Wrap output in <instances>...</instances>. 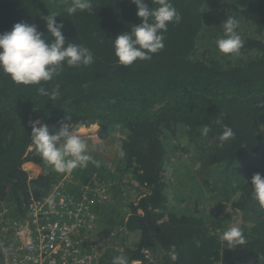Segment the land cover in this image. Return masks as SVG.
<instances>
[{
    "label": "trees",
    "instance_id": "1",
    "mask_svg": "<svg viewBox=\"0 0 264 264\" xmlns=\"http://www.w3.org/2000/svg\"><path fill=\"white\" fill-rule=\"evenodd\" d=\"M72 2L0 0V34L24 22L51 39L42 17L55 13L66 44L83 45L94 55L91 65L64 64L40 85L15 83L0 70V209L21 217L23 204L32 196L47 197L63 174L41 157L30 122L41 121L50 134L62 123L70 130L98 124L97 137L116 141V154L106 158L99 148L87 151L99 167L90 162L75 170L83 181L109 185L112 200L99 210L100 225L121 227L127 235L120 233L124 250L109 251L101 264H112L120 254L129 264H173L171 251L178 253L175 264H235L236 257L242 264H264V206L251 186L254 174L264 177V0H171L181 22L169 24L164 48L151 60L131 66L118 63L113 40L141 23L136 5L92 0L91 12L68 15ZM145 3L159 6L158 0ZM230 16L239 21L243 40L236 55L222 54L216 45ZM57 85L54 99L37 91L43 86L52 92ZM204 125L210 128L207 136L200 131ZM225 126L234 136L221 141ZM179 130L195 159L173 164L169 155L175 152L166 142ZM186 146L179 143L176 150ZM26 162L40 165L42 173L29 179ZM231 168L229 179L238 184L229 191L224 178L204 176ZM185 171L190 177L184 179ZM225 217L241 228L244 245L230 247L222 240L230 228Z\"/></svg>",
    "mask_w": 264,
    "mask_h": 264
},
{
    "label": "clouds",
    "instance_id": "2",
    "mask_svg": "<svg viewBox=\"0 0 264 264\" xmlns=\"http://www.w3.org/2000/svg\"><path fill=\"white\" fill-rule=\"evenodd\" d=\"M130 2L136 5L141 23L131 26L129 33L119 34L113 40L114 54L122 66H131L137 60H151L152 54L164 48V34L168 31L169 24H179L182 20L171 0H158L159 6L155 8L149 7L145 0ZM92 8V0H73L66 12L73 15L78 10L91 12ZM56 17L55 13L42 17L51 39L45 37L35 24L24 22L14 24L11 31L0 34V70L15 83L40 85L41 82L52 81L64 64L79 67L94 62V55L89 48L75 43L66 44L67 39L62 33L64 24L57 23ZM238 25L239 21L231 16L221 25L223 36L217 39L216 45L222 54L236 55L243 47V40L237 31ZM58 88L57 85L49 92L40 86L37 91L41 96L54 99L59 94ZM200 131L202 135L207 136L210 128L204 125ZM233 136V130L225 126L220 140L226 141ZM31 138L41 157L59 173L87 167L90 162L99 167L100 162L88 154L86 143L80 135L70 130L67 123H62L58 131L50 134L46 124L39 120L33 121ZM125 155L123 150L119 152L121 158ZM251 186L253 198L264 206V177L259 173L254 174ZM45 203L54 206V197L49 195L45 198ZM222 239L230 247L246 243L245 236L238 226L228 228ZM195 243L199 247V241ZM169 257L175 264L178 253L171 251ZM112 264H129V258L124 254L117 255L113 257Z\"/></svg>",
    "mask_w": 264,
    "mask_h": 264
},
{
    "label": "built area",
    "instance_id": "3",
    "mask_svg": "<svg viewBox=\"0 0 264 264\" xmlns=\"http://www.w3.org/2000/svg\"><path fill=\"white\" fill-rule=\"evenodd\" d=\"M94 125L97 129L90 133L98 136L97 124L83 125L71 131L83 136L80 130ZM29 164L37 167L31 162H26L23 167ZM24 170L29 179L40 175ZM76 188L77 192H74ZM110 194L109 185L99 184L93 179L83 181L74 169L63 173L49 194L54 197V206L45 203L46 197L38 199L32 196L23 204L21 217H11L7 208L2 206L0 264H101L109 251H123L126 242L120 233H124V229L105 228L97 216V211L111 202ZM124 238H127L126 233ZM234 262L242 264L239 257Z\"/></svg>",
    "mask_w": 264,
    "mask_h": 264
},
{
    "label": "rangeland",
    "instance_id": "4",
    "mask_svg": "<svg viewBox=\"0 0 264 264\" xmlns=\"http://www.w3.org/2000/svg\"><path fill=\"white\" fill-rule=\"evenodd\" d=\"M93 129L96 130L97 129V126L96 127H93L92 126L89 129L82 128L80 130L81 135H83V136H81V138L83 139V141L87 145V151L93 153V152L96 151L97 148H99L100 149L99 152L101 153L102 156H104L106 158H111L114 155V153L116 154L117 142L116 141H113V139H111L109 142H105L104 140L99 139L94 133H90L91 131H93ZM184 139H185L184 132L182 130H179V132L176 134L175 137H170V139L166 142L167 145H168V148H169L168 150L175 152L173 155H172V153H170V155H169V156L173 157V161H174L173 164L185 163L188 160H194L195 159L194 148L192 146L191 147H187L186 146L187 143L185 142ZM179 143H181L182 146H186V147H182L181 150H176V146ZM33 149H34V146H32L30 150H33ZM173 149H175V150H173ZM108 163H110V164L112 163L113 164L112 161H109ZM35 165L38 167V171H36L37 170V167L32 166L30 164L29 165H25L24 166L25 168L23 167V169H26V170L30 171L32 173V175H37V173L38 174H41L42 170L40 169V167L37 164H35ZM113 165H115V164H113ZM233 172H234V168H231L227 172L222 171V170H215V171L211 172L208 175H205L204 172H203V174H204L205 177H208L209 175H211L210 177H211L212 180H215V179H223L224 178L223 181H225L226 184H227V187H225V189L229 191L234 186L236 187V185L238 184V179H235V182H233V183L229 179V178H231V175L233 174ZM77 174H78V172H77ZM184 174H185L183 176L184 179L186 177H190L189 172L185 171ZM184 179H181L182 182L184 184H188V181H186ZM199 183L202 184L200 182V180H199ZM74 188L75 187H73L72 190ZM222 191L223 192H226L225 190H222ZM110 193H112L111 190H110ZM207 195H208V197H210V193L209 192L207 193ZM171 196H172V194H171ZM214 206L215 205H213V207ZM97 216H98V218H101L99 211H97ZM233 217H234V219L239 220L236 215H233ZM223 221H224V223L226 225H228L230 227H232L234 225H237L229 217H225L223 219ZM221 235L223 236V233Z\"/></svg>",
    "mask_w": 264,
    "mask_h": 264
},
{
    "label": "water",
    "instance_id": "5",
    "mask_svg": "<svg viewBox=\"0 0 264 264\" xmlns=\"http://www.w3.org/2000/svg\"><path fill=\"white\" fill-rule=\"evenodd\" d=\"M29 124L32 125L31 122Z\"/></svg>",
    "mask_w": 264,
    "mask_h": 264
},
{
    "label": "crops",
    "instance_id": "6",
    "mask_svg": "<svg viewBox=\"0 0 264 264\" xmlns=\"http://www.w3.org/2000/svg\"><path fill=\"white\" fill-rule=\"evenodd\" d=\"M95 129H93V131H94Z\"/></svg>",
    "mask_w": 264,
    "mask_h": 264
},
{
    "label": "bare ground",
    "instance_id": "7",
    "mask_svg": "<svg viewBox=\"0 0 264 264\" xmlns=\"http://www.w3.org/2000/svg\"><path fill=\"white\" fill-rule=\"evenodd\" d=\"M85 129V128H84Z\"/></svg>",
    "mask_w": 264,
    "mask_h": 264
}]
</instances>
